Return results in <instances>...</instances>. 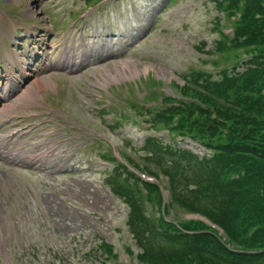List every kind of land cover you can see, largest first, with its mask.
<instances>
[{"label":"rangeland","instance_id":"1","mask_svg":"<svg viewBox=\"0 0 264 264\" xmlns=\"http://www.w3.org/2000/svg\"><path fill=\"white\" fill-rule=\"evenodd\" d=\"M218 3L0 0V96L9 94L0 101V144L23 155L34 142L60 143L70 156L61 168L0 156V264H140L129 207L116 193L134 186L115 168L131 160L158 170L143 150L149 137L210 153L151 119L166 97L189 102L181 87L197 74L218 80L249 58L217 50L234 24ZM150 201L146 214L157 223L167 195L162 206ZM169 214L198 218L178 207Z\"/></svg>","mask_w":264,"mask_h":264},{"label":"trees","instance_id":"2","mask_svg":"<svg viewBox=\"0 0 264 264\" xmlns=\"http://www.w3.org/2000/svg\"><path fill=\"white\" fill-rule=\"evenodd\" d=\"M218 2L234 24L231 34L223 35L228 43L220 40L217 50H244L249 58L222 71L218 80L197 74L181 87L189 102L166 97L164 107L151 115L153 126L196 141L210 153L200 156L149 137L143 150L158 170L131 160L115 168L134 186L125 184L116 193L129 207L140 264H264V0ZM141 173L158 184L144 181ZM152 198L164 203L157 223L145 210ZM174 207L211 225L167 221L165 214ZM103 247L113 255L109 244Z\"/></svg>","mask_w":264,"mask_h":264},{"label":"bare ground","instance_id":"3","mask_svg":"<svg viewBox=\"0 0 264 264\" xmlns=\"http://www.w3.org/2000/svg\"><path fill=\"white\" fill-rule=\"evenodd\" d=\"M18 56H17V54H15V52H14V58L16 59ZM125 66H127L128 68H129V66L127 65V64H125ZM130 71V74L132 75H137V72L135 71V70H132V69H130L129 70ZM120 73L123 75V74H125L124 72H123V70H122V68H120V67H118V66H116V74L117 75H120ZM47 86L48 87H52V85H51V83H50V81H48V84H47ZM7 93H3L0 97V101H6L8 98H9V94H7Z\"/></svg>","mask_w":264,"mask_h":264}]
</instances>
